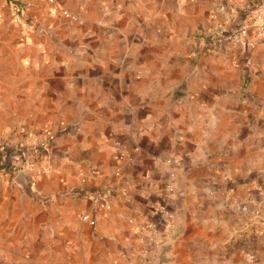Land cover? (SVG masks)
Masks as SVG:
<instances>
[{"label":"crops","instance_id":"obj_1","mask_svg":"<svg viewBox=\"0 0 264 264\" xmlns=\"http://www.w3.org/2000/svg\"><path fill=\"white\" fill-rule=\"evenodd\" d=\"M20 1L23 17L4 14L0 142L57 137L45 180L0 184V264H140L151 231L156 264H244L195 258L219 252L191 244L223 223L264 264V227L242 211L264 213V42L250 60L194 57L206 43L189 31L218 0Z\"/></svg>","mask_w":264,"mask_h":264},{"label":"rangeland","instance_id":"obj_2","mask_svg":"<svg viewBox=\"0 0 264 264\" xmlns=\"http://www.w3.org/2000/svg\"><path fill=\"white\" fill-rule=\"evenodd\" d=\"M218 1L219 2H215L214 5L208 11V24L206 22L203 26H199L196 30L189 31L188 36L191 40L199 41L201 36L209 35L216 32L214 30L216 29L215 26L219 25V23L224 22V17L226 18L228 15H232V17H235L234 14L236 13V7L242 5L247 0ZM8 4L9 0H0V57H14V52H12V44H10L9 46L11 31L8 29V25L5 22L4 15L9 7ZM214 12H217V17L211 18L212 13ZM248 33L249 35L246 39L251 40V43L252 41L257 39V37L262 35L259 34L258 28L256 27H253ZM227 44L229 45L230 43H226L224 45H216L215 43L207 41L206 44L202 46V48L197 47L198 49L196 50V52L193 53V55L194 57H239L233 43L230 44L233 48L231 47L226 49ZM239 44L240 43H238V45ZM246 46L248 45L246 44ZM259 47L260 45L254 48V53ZM254 53L252 54V57H254ZM2 84L3 78H0V91H3ZM1 94L2 93H0V103H3ZM3 113L4 111L2 110V106L0 105V115ZM56 137L57 135L50 133L47 138L43 139L39 135H28L22 138L10 137L5 139L4 142H0V153H6L5 158L7 159V163H9V168H6V172L3 171L4 169H0V184H10L11 182H14L20 184L21 186L26 184L30 187H35L37 186L38 182H40L41 180H45V178H47L49 175L47 173V170L50 169L49 162L51 161L48 155H50L49 152L53 148ZM21 145L27 147L25 156H21V151L19 149V146ZM29 162H31L32 166L28 165ZM220 213L224 216V218L228 217L229 215V211L227 209H225L224 211L221 210ZM261 215L260 217L264 218V213ZM248 220L249 223H251L250 225L254 224L251 226L253 230H255L256 227H264V222L257 223V219L255 220L249 217ZM262 229L263 233L261 235H263L264 237V228ZM233 230L235 229H233L232 226L230 229L229 226H224L223 223V225L219 226V230H217L219 231L220 235L219 241H216L214 239V242L212 243L209 239L207 242H193L191 245L199 249L219 248V252L217 254H197L195 258L203 257L206 260V263L210 262L211 259L215 257L220 263L226 260H231L232 258L235 259L236 262H242L244 264H256L258 262L257 257H255V259L251 262L248 261V252L251 250L249 248V240L247 243L248 249L247 251L243 252V249L239 247V245L241 244L242 234H240V232H237L231 237V232ZM257 233L259 232H255L254 234ZM254 234L252 233V236ZM158 259V264H160L161 257L159 256Z\"/></svg>","mask_w":264,"mask_h":264},{"label":"built area","instance_id":"obj_3","mask_svg":"<svg viewBox=\"0 0 264 264\" xmlns=\"http://www.w3.org/2000/svg\"><path fill=\"white\" fill-rule=\"evenodd\" d=\"M48 3L58 6V0H48ZM62 14L68 18H70L72 21H75L78 19V16L74 13H71L70 11L66 9H61ZM217 12L212 13L211 18H216ZM232 18V15H228L226 18L224 17V22L219 23V25L215 26L216 29H214L216 32L212 33V43H216L217 45H224L226 43H233L235 45H238L241 41L246 39L249 35V31L256 27L258 28L259 34H264V9H262L258 14L257 17L253 20H251L249 23L244 24L240 28V37L237 40H232L229 33H222L219 34L218 31L220 29H225L227 23ZM261 23H260V22ZM171 162V161H169ZM29 166L31 165V162L28 163ZM121 173V169L117 168L114 170V174L119 176ZM176 184V174L172 173L171 175V187L175 188ZM164 211V207L160 206L156 210V213H160ZM243 213L248 216L251 219H255L259 217L262 214V210L259 207H252L251 205L245 204L242 207ZM87 217V215L85 216ZM143 245L139 249L138 252L134 253L133 258L138 259L140 264H156V247L155 245L157 242V236L154 232L151 231V233L142 241ZM256 254L254 251L250 250L248 252V261L251 262L255 259Z\"/></svg>","mask_w":264,"mask_h":264},{"label":"trees","instance_id":"obj_4","mask_svg":"<svg viewBox=\"0 0 264 264\" xmlns=\"http://www.w3.org/2000/svg\"><path fill=\"white\" fill-rule=\"evenodd\" d=\"M9 4L15 11V16L23 17L24 16V6L23 2L20 0H9ZM242 6V7H241ZM264 9V0H247L242 5L236 7V13L234 14L230 21L227 23L225 29H220L218 33H229L232 40H237L240 37V28L249 23L251 20L257 17V14ZM212 34L203 35L200 38L202 43L211 42ZM264 42V34L257 37L254 41L245 42L243 46H241V50L239 53V57H245L247 60H250L249 57H252L254 53V48L258 45H261ZM216 44V43H215ZM246 44L248 47L246 46ZM217 45V44H216ZM254 73L247 71L245 74L244 86H246L253 78ZM53 137V136H52ZM26 146H19L21 151V156H25ZM11 154V153H9ZM6 153H0V168H9V163H7V159L5 158ZM17 160V159H16Z\"/></svg>","mask_w":264,"mask_h":264},{"label":"water","instance_id":"obj_5","mask_svg":"<svg viewBox=\"0 0 264 264\" xmlns=\"http://www.w3.org/2000/svg\"><path fill=\"white\" fill-rule=\"evenodd\" d=\"M40 31H41V32H42V31H44V32H49V31L46 29V27H41V28H40ZM176 93H177V96H186V95H187L186 93H183V92H180V91H177Z\"/></svg>","mask_w":264,"mask_h":264}]
</instances>
